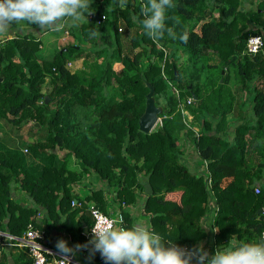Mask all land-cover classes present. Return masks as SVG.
<instances>
[{"label": "trees", "instance_id": "16d2710c", "mask_svg": "<svg viewBox=\"0 0 264 264\" xmlns=\"http://www.w3.org/2000/svg\"><path fill=\"white\" fill-rule=\"evenodd\" d=\"M146 2L127 0L120 7L118 0H94L95 12L79 23L76 43L49 58L40 56L41 42L33 33L0 46V123L9 124V140L0 128L1 231L21 236L29 223L41 229L49 222L64 229L74 244L88 242L89 204L108 215L107 200L100 189L91 191L85 203L77 200L72 184L82 173L66 168L64 158L70 155L117 188L111 201L118 204L124 227L135 217L122 207L135 205L141 193L147 225L165 241L188 248L202 243L213 254L233 235L244 242L261 237L264 46L251 55L246 44L254 35L264 41V0L249 1V8L244 0H173L166 26L176 39L165 32L157 41L133 20L144 18ZM92 30L100 35H91ZM185 32L187 43L179 38ZM183 54L187 62L179 63ZM79 60L80 67H67ZM115 63L121 67L114 69ZM146 84L164 109L161 124L148 134L138 129ZM248 105L251 115L233 122V108ZM74 106L83 110L82 126ZM29 123L31 140L17 146L12 134ZM182 133L203 163L201 173L184 162ZM56 150L65 151L62 161ZM147 183L150 196L144 194ZM16 190L28 205L13 197ZM7 256L3 250L0 264ZM20 257L22 264H33L25 251ZM92 260L100 261V254Z\"/></svg>", "mask_w": 264, "mask_h": 264}, {"label": "clouds", "instance_id": "9594fccd", "mask_svg": "<svg viewBox=\"0 0 264 264\" xmlns=\"http://www.w3.org/2000/svg\"><path fill=\"white\" fill-rule=\"evenodd\" d=\"M93 2L0 0V35L8 34L15 23L22 21L35 25L40 31L60 32L68 20L78 26L94 14ZM118 4L125 7L127 0H118ZM173 7V0H147L141 8L144 18L133 17V20L141 23L145 34L154 41L163 39L165 32L176 39L174 30L166 26L167 10ZM91 35L99 36L100 33L92 30ZM179 38L187 43L188 33L181 34ZM91 231L92 238L85 244L69 247L67 241L59 239L56 243L59 259L54 258L55 264H72L82 250H87L89 261L99 253L104 264H264V236L244 242L233 235L227 244L217 247L210 254L202 243L188 248L165 241L151 226L140 222L130 227H116L115 222L108 219L106 225L93 226Z\"/></svg>", "mask_w": 264, "mask_h": 264}, {"label": "crops", "instance_id": "0c3cea01", "mask_svg": "<svg viewBox=\"0 0 264 264\" xmlns=\"http://www.w3.org/2000/svg\"><path fill=\"white\" fill-rule=\"evenodd\" d=\"M249 1H252V0H244V3H245L244 6H246L247 8H249L252 5ZM15 24L16 25L12 26L8 34L0 35V39L8 40V39L14 38L18 34L22 35V34L33 33L37 36V39L41 42L40 49L43 50L44 44L42 42V39L44 37H47L48 38L47 39L48 48L42 52H39L41 57H44V56L51 57L53 53L60 47H63L70 43H76V39H77V35L75 33L76 27L75 26L73 27L71 20H68L66 22L65 28L60 32H52V31H47V30L40 31L37 28H28L24 26L22 22L15 23ZM47 51L49 52V55ZM75 62L77 61H72L70 63H75ZM78 67H80V65L79 66L75 65V68H78ZM42 92H43V89H42ZM250 115H251V110H250L249 105L246 106L243 110H239V107L237 106L236 108L235 107L233 108L232 114L230 117L233 122H236L241 117H247ZM231 129L233 130V128ZM183 138L186 139L184 135H183ZM187 141L190 142L187 145V148H185L184 145L181 146L183 148L182 155H183L184 162L191 172L201 173L203 169V165H202L203 163L201 162V160L198 159L196 151L194 150V147L192 145V141L188 138H187ZM20 145L21 144H18L17 146H20ZM55 153L57 155V158L62 161V157L64 156L65 151L56 150ZM64 162L68 170L76 172V173H80V172L82 173L80 180L72 184V192L75 194L77 200H79L82 203H85V197L88 196L91 193V191L100 189V190H103L104 197L107 200L106 209H107L108 215L113 214L114 212H117V210L120 209L117 203H114L111 201V198L115 197L116 195L117 188L115 186H108L104 180L99 179L91 170L89 169L84 170L80 166V164L70 155L64 158ZM13 197L17 201H19L21 204H27V205L29 204L28 200L24 196V193L19 190H16L14 192ZM143 199H144V195L139 193L138 198H137V203L135 205H132L129 207H122V209H126V211L130 212V214L135 217V223L140 222V223L147 225L148 221L142 209ZM90 205L91 203L89 204V206ZM79 206L80 205L78 204L77 207ZM37 217L41 219L42 213L39 212V214H37ZM41 229L44 231V234H45L44 240H43L44 246L56 253H57L56 243L59 239H63L67 241L69 247H73L76 245L70 240L68 233L61 227H52L49 222H45L42 224ZM4 251L8 252V256L6 257V264H22V258L20 257V255L24 252V250L16 246L9 245V247H6ZM73 261H74L73 264H104V261L102 259L98 262L93 261V260L89 261L84 256L83 250L77 253Z\"/></svg>", "mask_w": 264, "mask_h": 264}, {"label": "built area", "instance_id": "2783aa9c", "mask_svg": "<svg viewBox=\"0 0 264 264\" xmlns=\"http://www.w3.org/2000/svg\"><path fill=\"white\" fill-rule=\"evenodd\" d=\"M3 43L4 40L0 39V46ZM263 46L264 41L260 35L251 36L247 40L246 52L251 55L256 54L263 50ZM190 102L191 100L188 99L187 103ZM159 124H161V118H159L157 125ZM24 151L26 150L24 149ZM255 192H259L258 188H255ZM89 213L93 219V223L90 229L84 233L85 238L88 240L92 238V227L104 226L106 225L108 219L114 221L116 227H124L123 216L120 210H117V212H114L113 214L107 215L102 213L98 208L91 204L89 206ZM44 235V231L40 228H36L32 223L27 225L25 232L21 236L9 235L0 230V260L4 248L12 245L24 250L31 258L33 264H55L54 258L59 259V255L44 246ZM261 236H264V232L261 234ZM73 263L74 261L72 264Z\"/></svg>", "mask_w": 264, "mask_h": 264}, {"label": "rangeland", "instance_id": "374dc122", "mask_svg": "<svg viewBox=\"0 0 264 264\" xmlns=\"http://www.w3.org/2000/svg\"><path fill=\"white\" fill-rule=\"evenodd\" d=\"M73 27H74V25H73ZM76 27V35H77V37L79 36V31L77 30V27L78 26H75ZM47 37H44L43 39H42V42H43V44H44V49L43 50H41L40 52H42V51H44V50H46L47 48H48V43H47ZM50 50V49H49ZM47 53H48V55H49V52L47 51ZM45 57V56H44ZM47 58H49V56L47 57ZM154 59H153V57L151 56V61H153ZM178 62L180 63V62H187V56L186 55H182V58H180L179 60H178ZM80 63H81V61L79 60V61H77V62H75V63H68L67 64V67L70 69V70H74V68H75V65L76 66H79L80 65ZM113 66H114V69H118V68H120L121 67V65L119 64V63H115V64H113ZM173 88V87H172ZM42 89H43V92L44 93H47V91L49 90V86H48V84L46 83V84H44L43 85V87H42ZM160 106H162L163 104L162 103H158ZM74 111L76 112V115H77V117L78 118H81L82 116H83V110H81L79 107H77V106H74ZM85 119H83V118H81L80 119V125L82 126L85 122ZM30 123L28 124V127H27V125L23 128H17L16 129V131H15V133L17 134H12V136H11V138H10V140L11 141H14L13 143L14 144H16V143H18V144H25V143H27V142H29L31 139V137H29V135L27 134L28 133V129H30L31 127H30ZM3 127V128H2ZM0 128H2V133H3V135H2V137H5V138H7V140H9V124H7V125H4V123H1L0 124ZM156 128V127H155ZM155 130V129H154ZM188 139H191V138H188ZM190 142L189 141H187V139H185V138H183V133L182 134H180V145L181 146H185V148H187V145L189 144ZM4 249H6V247L4 248Z\"/></svg>", "mask_w": 264, "mask_h": 264}, {"label": "water", "instance_id": "95a60500", "mask_svg": "<svg viewBox=\"0 0 264 264\" xmlns=\"http://www.w3.org/2000/svg\"><path fill=\"white\" fill-rule=\"evenodd\" d=\"M97 19V15H95ZM65 50V49H63ZM148 88V93L145 96V108L142 115L139 117L138 120V129L143 133H150L156 127L161 114L163 113L164 109L162 106L157 104L155 96H154V89L150 84H146ZM49 97H45V103H48ZM37 126V124H36ZM144 193L147 196L152 195L153 191L151 185L149 183L144 185Z\"/></svg>", "mask_w": 264, "mask_h": 264}]
</instances>
